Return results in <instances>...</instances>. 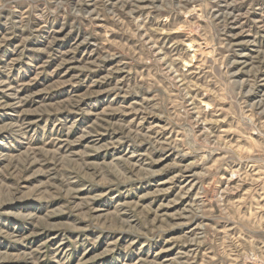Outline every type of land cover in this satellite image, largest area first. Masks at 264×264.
I'll return each mask as SVG.
<instances>
[{
	"label": "clouds",
	"instance_id": "1",
	"mask_svg": "<svg viewBox=\"0 0 264 264\" xmlns=\"http://www.w3.org/2000/svg\"><path fill=\"white\" fill-rule=\"evenodd\" d=\"M41 60L67 99L0 79V264H264V0H0V74Z\"/></svg>",
	"mask_w": 264,
	"mask_h": 264
},
{
	"label": "rangeland",
	"instance_id": "2",
	"mask_svg": "<svg viewBox=\"0 0 264 264\" xmlns=\"http://www.w3.org/2000/svg\"><path fill=\"white\" fill-rule=\"evenodd\" d=\"M231 31L236 34L235 38L236 40H242L244 39L242 36L238 35L239 33V29L236 27H233V29H231ZM173 36H177L180 35L179 30H176L172 33ZM71 37L68 38V40L65 41H60L59 43L62 45H66L67 47H71L70 41H71ZM192 45H188L189 48H191ZM66 50V48L64 49ZM83 53L81 52L78 55H82ZM34 55L37 56H42L43 53H34ZM13 58L12 54H9V60H11ZM47 57H45L46 59ZM43 63V60H41L39 63L35 64V66H30V65H23V68L21 67L20 64L14 65L13 67V75L12 77H8L5 76L4 74H0V79H4V80H11L12 85L16 86L18 84H22L24 85L23 89L21 90V92L19 93L20 96L23 95H27L30 93H36V95L33 96V100H41L43 97L47 96V97H56L59 98L60 100H65L68 98L67 92L68 89L67 87H55L52 88V90L50 91H45V89L50 88L53 84L58 83L60 75L64 72V69H60L58 72H55V75H42L40 76L38 79L35 80L34 83H30V81L33 80V78L36 76V72L37 69L40 67V64ZM184 66L190 67V65L188 64V61L185 60L184 61ZM46 71L48 72H53L55 71V65H50L49 68L46 69ZM68 75H72V72H69ZM241 76H243V73H240ZM67 78V77H65ZM264 87V86H262ZM75 91V90H73ZM0 97L4 98L6 100V102H11V98L10 97H3L2 94H0ZM95 99H99V97L95 98ZM259 97L258 96H253V97H249V100L251 101H255L258 100ZM207 98H205V102L203 103V107H205L207 110H211L210 106L206 103ZM32 100H29L26 104V106L31 105L32 104ZM85 103H87V101H85ZM62 115H67V114H62ZM29 118H33V117H29ZM56 127L55 124H50L49 125V129H48V135L49 137L51 135H53L54 133L52 132V129H54ZM228 134L231 135L233 133L232 129H228ZM41 134H43V127H41L40 129ZM234 175V174H233ZM154 179H156L157 181H161L164 182L168 179L167 175L163 176V177H155ZM31 181H25V183H30ZM179 183V181H177ZM186 182V181H185ZM229 183H231L232 185H235L237 183L236 179H230ZM166 186V184H165ZM170 196H172V194H169ZM238 195V194H237ZM176 207H179V205H177ZM162 255H166V253H162ZM103 260H108V257H104L102 258ZM94 264H101V261H95Z\"/></svg>",
	"mask_w": 264,
	"mask_h": 264
}]
</instances>
